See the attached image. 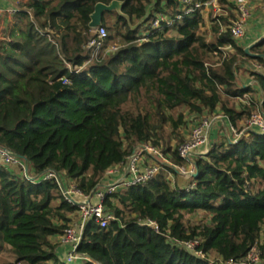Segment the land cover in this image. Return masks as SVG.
Returning a JSON list of instances; mask_svg holds the SVG:
<instances>
[{
	"label": "trees",
	"instance_id": "1",
	"mask_svg": "<svg viewBox=\"0 0 264 264\" xmlns=\"http://www.w3.org/2000/svg\"><path fill=\"white\" fill-rule=\"evenodd\" d=\"M113 1L123 3V15L105 14L108 37L93 56L91 16ZM218 3L228 13L210 9V29L203 9L186 15L180 0L22 4L0 41V147L31 178L21 165L0 164V264H67L53 239L80 208L68 201L63 180L92 195L137 145L159 147L172 136L178 143L171 163L184 166L178 148L188 116L219 110L240 129L264 113V39L247 52L227 30L235 18L228 1ZM160 17L171 24L153 28ZM204 52L221 56V64ZM242 71L258 92L242 83ZM257 93L259 100L247 96ZM239 99L241 109L231 105ZM228 136L197 157L189 191L179 181L185 177L166 164L147 184L109 193L104 208L115 219L106 229L87 225L77 253L90 261L77 264H247L253 247L264 253V134L245 131L238 143ZM50 172L62 184L44 180ZM195 214L207 222L187 226L185 218ZM147 220L161 233L141 225ZM196 239L205 259L181 245Z\"/></svg>",
	"mask_w": 264,
	"mask_h": 264
},
{
	"label": "built area",
	"instance_id": "2",
	"mask_svg": "<svg viewBox=\"0 0 264 264\" xmlns=\"http://www.w3.org/2000/svg\"><path fill=\"white\" fill-rule=\"evenodd\" d=\"M227 1L230 5L227 10H231L235 16L234 19H231L230 25L227 27V30L230 32L232 38L237 43L243 41L244 39H246V42L252 40L253 38L250 35L249 27L253 20L256 7L261 8L264 11V0ZM180 5L182 7V11L186 15H191L200 9H203V11H208L210 9H213L214 11H221L218 0H214L212 3L200 2V0H180ZM16 12L17 11H14L13 14ZM177 19L181 20L182 16L179 15ZM165 21H167L166 18L160 17L159 19L153 21L152 26L155 29H159L162 22ZM167 22L168 24H171L170 21ZM107 37V29L102 25L99 26L95 30V37L91 41L90 47L98 54V51L103 48ZM263 39L264 38L254 39L253 42L254 44L259 43ZM115 50V47L112 48V51ZM254 68L259 69L258 66H254ZM218 113L219 112L216 111L215 113L210 114L213 116L211 120L209 118L203 117L201 120L195 123L191 129L190 137L179 147L178 154L187 162L186 165H189V169L185 168L184 166L174 165L169 160L167 161L162 149L149 142L137 145L129 154L125 164L111 168L107 171V176L111 177L117 175L120 172L123 174L121 179L106 186L108 188L106 190L107 192H100L99 188L101 185H99L92 195L86 196L73 183L67 187L66 179L63 180V183H65V188L63 187V191L68 201L70 203L77 204L80 208V221L69 225L65 229L64 234L59 237V244L61 243L62 246L69 247L71 249L66 254L65 262L67 264H77V262L80 260L87 262L90 261L86 257L79 256L77 250L82 241L85 229L91 221H94L100 225L101 228L106 229L111 221L115 219L114 215L106 212L104 208V200L109 193H112L118 189H127L136 185L147 184L164 171L166 164L174 167L180 175L182 174V176H194L198 172V169L197 166L195 168L193 165V158L196 156L203 158L207 156L213 148L211 142L212 139L215 138L217 130L214 123L217 125L218 123H224L228 125L225 136L229 135V139L234 138V140L237 141L238 138L244 135L245 132L239 133L236 128L227 122V118L222 113L221 114L223 116L219 115ZM246 124L247 128L245 131H255L264 134V113L260 111L254 113ZM196 152H198V154H195ZM0 164L4 167L21 165L26 177L31 178L28 167L21 163L19 159L15 157L9 150L1 147ZM52 179H56L60 184H62L60 176L54 172H50L44 176V180ZM69 182L71 184L73 181L69 180ZM189 190L191 189H186V191ZM141 225L149 226L154 232L161 233L159 225L153 221L147 220L142 222ZM181 245L190 253H194L198 257L203 256L204 259L206 258V255L202 251L198 250L201 245L199 240H191ZM261 255V250L258 247H253L247 257L246 263L260 264L262 258ZM227 264H234V262L231 261Z\"/></svg>",
	"mask_w": 264,
	"mask_h": 264
},
{
	"label": "rangeland",
	"instance_id": "3",
	"mask_svg": "<svg viewBox=\"0 0 264 264\" xmlns=\"http://www.w3.org/2000/svg\"><path fill=\"white\" fill-rule=\"evenodd\" d=\"M211 13V10H208V11H204V16H205V19L208 21L207 22V25H208V29H210V27H211V24H210V19H209V14ZM222 13L224 14V15H226L227 14V11H223L222 9H221V11H214V16H218V15H222ZM13 15H15V14H13ZM12 15V17H14ZM108 22H109V20H108ZM14 25V22L10 25V27L7 29V32L11 29V27ZM6 32V33H7ZM6 33L5 34H2V38H3V40L5 39V37H6ZM2 38H0V41H3V40H1ZM245 40L246 39H244L243 41H240V42H238V44L239 45H241L242 47H246V44H245ZM251 47V46H250ZM247 48H249V47H247ZM96 54H97V52H95L94 53V56H96ZM204 54L206 55V56H208V57H210V59H211V64H213V65H219V64H221V62H222V57L221 56H218L217 54H215V53H208V52H204ZM254 70H258V69H254ZM240 75H241V81H242V83L243 84H245V85H248V86H251L250 85V83L249 82H251V81H254L253 80V78H251V76H249L248 74H246L244 71H242L241 73H240ZM240 81V82H241ZM247 96H250V97H252V98H256V94H251V95H247ZM243 103H244V100H242V99H239V100H234V101H232L231 102V105H234V106H236L238 109H241V106L243 105ZM247 103V102H246ZM219 113V115H221V116H223L222 114H221V112L219 111V110H217ZM209 118L210 120L213 118V116L212 115H210L209 113H204V115L202 116V117H196V116H188L187 117V125L185 126V128H183V131H182V135H183V142L185 141V140H187L189 137H190V133H191V129H192V127L195 125V123H197L199 120H201L202 118ZM244 124H243V126H242V128H240V129H238L237 128V131L240 133V132H245V130H246V128H247V124L246 123H248V121L247 122H243ZM214 125H216L215 127L217 128V130H216V134H215V138L214 139H212V145H220L222 142H224L225 141V134H226V131H227V129L226 128H228V125L226 126L224 123H218V125L216 124V123H214ZM240 126H241V124H240ZM244 135H245V133H244ZM243 135V136H244ZM235 139H237V138H235ZM239 139V138H238ZM232 141H234V138H232ZM235 142V141H234ZM177 140H176V138H174L173 136L172 137H169V138H167V140L164 142V143H162L161 145H159V147L162 149V151H163V153H164V155H165V158H166V160L168 161H170L171 162V160H170V158H171V152H173L176 148H177ZM179 149V148H178ZM195 154H198V152H196ZM197 157L198 156H196V157H194L193 158V165L195 166V168H196V159H197ZM206 157V156H205ZM199 158V157H198ZM184 167L185 168H187V169H189V165H184ZM12 168L13 169H15L16 168V166H12ZM123 176V174L120 172V173H118L117 175H115V176H107V174H106V176H105V178H104V180H103V182H102V184H101V187L99 188V191L100 192H104V191H106L108 188L106 187V186H108L110 183H113L114 181H117V180H119V179H121V177ZM168 177H170L171 179H172V183L173 182H176V179H175V177H173V176H170V175H167ZM184 176V175H183ZM182 176V174H181V177H183ZM107 177V178H106ZM186 179H185V178ZM183 178L184 179H182V180H179V181H182V182H180V184H181V186L182 187H184V188H186V189H191V188H193V185H191V180L188 178V176H184ZM66 183H67V187H69V185H72V183L74 184V185H76V183H75V181H73V182H71V184H70V182L68 181V180H66ZM107 192V191H106ZM207 215H205V214H195V215H190V216H187L186 218H185V222H186V225L187 226H200V225H202V224H204V223H206L207 222ZM80 221V216H79V213H77V214H75L74 216H73V223H77V222H79ZM54 243H56L57 245H58V251H60V250H62L63 249V246H62V244L60 243L59 244V237L58 238H54ZM261 241H264V235H262V237H261ZM262 252V257H263V251H261ZM66 254H67V252H66ZM66 254H64V255H61V258H62V260L63 261H65L66 260ZM201 258H204L203 256H200ZM209 259L213 262V261H218V259L215 257V256H213V255H210L209 256ZM78 263V262H77ZM261 263H263V261H262V259H261V261H260V264ZM247 264H249V263H247Z\"/></svg>",
	"mask_w": 264,
	"mask_h": 264
},
{
	"label": "crops",
	"instance_id": "4",
	"mask_svg": "<svg viewBox=\"0 0 264 264\" xmlns=\"http://www.w3.org/2000/svg\"><path fill=\"white\" fill-rule=\"evenodd\" d=\"M27 0H0V38H2V34L7 32V29L10 25L17 21V13L20 11L22 4L26 3ZM17 11L15 15L13 12ZM12 15L14 17H12ZM250 35L252 36V40L245 41L246 48L254 45V39H262L264 38V11L261 8L256 7L253 15V20L249 27ZM3 40V38L1 39ZM252 85L253 90L258 92L257 86L253 83V81L249 82ZM258 100L261 99L259 93L256 94ZM227 126V124H225ZM54 240V239H53ZM71 249L69 247L63 246V249L58 251L60 255L66 254Z\"/></svg>",
	"mask_w": 264,
	"mask_h": 264
},
{
	"label": "water",
	"instance_id": "5",
	"mask_svg": "<svg viewBox=\"0 0 264 264\" xmlns=\"http://www.w3.org/2000/svg\"><path fill=\"white\" fill-rule=\"evenodd\" d=\"M122 6H123V3L119 1H113L110 5H106L102 3L98 4L95 8L94 13L91 16L90 27L93 30H96L99 26L103 25L104 16L106 13L116 12L120 15H123ZM250 49L251 47L247 48L246 51L250 52ZM238 142H239V139L236 141V143ZM197 174L198 172L195 174V176H197Z\"/></svg>",
	"mask_w": 264,
	"mask_h": 264
},
{
	"label": "bare ground",
	"instance_id": "6",
	"mask_svg": "<svg viewBox=\"0 0 264 264\" xmlns=\"http://www.w3.org/2000/svg\"><path fill=\"white\" fill-rule=\"evenodd\" d=\"M107 178V177H106Z\"/></svg>",
	"mask_w": 264,
	"mask_h": 264
}]
</instances>
